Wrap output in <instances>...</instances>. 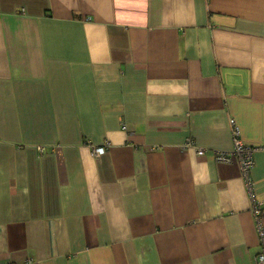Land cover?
Here are the masks:
<instances>
[{
	"label": "crops",
	"instance_id": "crops-1",
	"mask_svg": "<svg viewBox=\"0 0 264 264\" xmlns=\"http://www.w3.org/2000/svg\"><path fill=\"white\" fill-rule=\"evenodd\" d=\"M231 119L264 141V0H0V264H258Z\"/></svg>",
	"mask_w": 264,
	"mask_h": 264
},
{
	"label": "built area",
	"instance_id": "built-area-1",
	"mask_svg": "<svg viewBox=\"0 0 264 264\" xmlns=\"http://www.w3.org/2000/svg\"><path fill=\"white\" fill-rule=\"evenodd\" d=\"M231 123V138H232V148L228 151L213 150V157L217 161L229 162L234 157L240 167V173L243 178L244 187L248 193L250 202H251V211L257 220V234L261 244V251L256 257V262L258 264H264V228L259 224L258 218L261 212V203L257 202L253 194V181L250 177V169L253 166V154L256 151H264V141L257 145L246 144L240 138V131L238 125L235 123L234 119L230 120ZM123 129H126V126H122ZM192 144L191 139L186 140L187 146ZM105 149V145H93L91 148V153L93 156H99ZM205 150L199 148L197 154H204Z\"/></svg>",
	"mask_w": 264,
	"mask_h": 264
}]
</instances>
